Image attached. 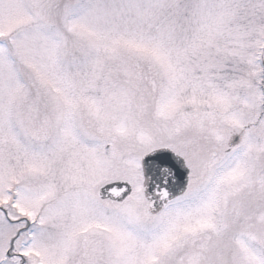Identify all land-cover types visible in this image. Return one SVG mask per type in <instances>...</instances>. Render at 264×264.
Listing matches in <instances>:
<instances>
[{
	"label": "snow or ice",
	"instance_id": "6c2138e0",
	"mask_svg": "<svg viewBox=\"0 0 264 264\" xmlns=\"http://www.w3.org/2000/svg\"><path fill=\"white\" fill-rule=\"evenodd\" d=\"M0 264H264V0H0Z\"/></svg>",
	"mask_w": 264,
	"mask_h": 264
}]
</instances>
